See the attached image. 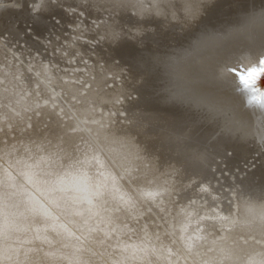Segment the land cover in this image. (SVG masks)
<instances>
[{
  "label": "bare ground",
  "instance_id": "6f19581e",
  "mask_svg": "<svg viewBox=\"0 0 264 264\" xmlns=\"http://www.w3.org/2000/svg\"><path fill=\"white\" fill-rule=\"evenodd\" d=\"M86 1L91 5H97L101 3L113 5L116 4L119 9L121 7V3H123L124 0ZM162 1L151 0V4L148 10H143L141 8L137 9L135 11V17L140 21H145L152 17L155 18L156 21L167 19L169 21V17H171L174 13H178L181 8L191 7V4L187 2L182 5L180 3H177L176 0H173L171 3L167 2L166 0ZM255 1L259 0H199V4L197 5L199 12L198 23H200V21H202L203 19L208 21L214 18L217 19L221 17L226 13H224L222 10H226V8H229L227 10L228 12L238 11L235 14L244 15L245 13L242 9L249 6L250 3H255ZM161 4L167 5L166 7H164ZM254 13L255 12H253L252 14ZM259 13L264 17V9L262 11H259ZM157 15L161 16L162 19H157ZM238 16L239 15L235 16L237 20H239L237 18ZM263 17H260L256 20H252L250 17H248L247 19L245 18L246 20H244L243 26L239 28V30H237V28H232L234 25H236L234 21H231L232 23H226L224 26L219 24L213 27L211 24V28L208 27L205 30L204 28H202L200 30L202 44L199 52L196 55L202 56L208 54L211 58L204 60L202 59L198 69L199 71H201V74L205 73L206 75L209 74V76H211L213 75L211 74L213 68H217L216 71L219 77L221 79H224V83L227 84V87L223 84H220L218 86L219 88L224 89L219 90L217 88L218 91L215 92H217L218 94L212 93L211 88H201L200 85H197L201 83V79L199 78L198 72H194V69L189 68V65L192 63L193 57L189 56V50L186 46H182L183 43L178 47L169 46L170 48L162 50L158 53H156V45H152V49H149L150 59L148 60V63H145V61H141L138 56L136 57V60H134V58L132 59L135 51L134 49H131L129 47H123V49L120 48L123 44L120 42L122 38L116 40L115 35V37H111L115 30V23H112V25L109 26L110 28L108 34H111L110 38L112 39H108L105 45V50H107L106 52L108 56L112 59H118V62L121 63L120 65L123 66H125L124 64L127 63L126 60L129 62L132 61V66H134V68H137V70H132L129 86H127V84H124L122 89L113 90L112 93H109V95L106 96L102 95V99L104 101L107 100L108 102H111L115 100L114 96H116L117 93L122 92V94L125 95L127 94L128 90L135 91L136 89H138L139 91V97L138 100L133 103H124L125 107L123 109L127 113V117H129L128 119L132 120L133 122L132 124L130 122L129 123L131 124L130 128L133 129L132 131L135 135V137L132 136L135 140V146L130 149L129 147H125L124 144L122 145V142H120L122 145L121 147L119 142H115V137L113 139L111 138L112 140L108 139L110 141L107 143V145H105L110 154L109 157L112 158V162L114 161L121 171V174H119V172L117 171L118 174L123 176H121V178H124L133 188V190L140 188H149L153 192V195L149 198L157 196L159 197V201L161 198L162 204L164 205L163 210H165L163 213H159V215H157V212H154L150 206H148L147 210L149 211V213H146L142 210L141 212H138L140 213L139 217L141 216V220H143L144 226H146V230L150 234H164L171 232L170 230H172V227L175 226L178 221L191 223L193 220H199V227L202 229V231L194 233L196 238L200 239L201 237H204L208 240H214L218 237H215L216 235L213 234L216 230L215 228H217V222L222 221V235L228 241V243L232 245L233 248L243 252L251 248L260 249L261 247H264V237H262L264 236V227H262V222L259 220V218L257 217L247 221H242L239 218H234L230 210H224L222 204H219L221 206L220 208L217 207L216 204L220 201L222 202V200H220L216 194L214 195V193L209 188L210 185H208L209 187H206V184H200L198 186L199 190H203L206 194V197H204V205L199 209L195 204L194 206L188 208L185 205L186 201H184L185 197L187 196L186 194H188L191 190H194L197 184L196 176H209V170L207 171L206 168L208 167L207 165L213 157L207 151V145H212L213 149L219 152L222 150V148L218 146L224 145L222 147H225L228 150L231 149L233 151V154L235 155L232 159H230V162H233V160L238 161L240 158H250L249 154L245 155L246 152L242 150V148H245L241 147L242 145H244L243 143L247 144L248 141L253 139L257 141L254 142V144L256 145L260 146L262 145L261 143H264V88H261L259 86V90L254 91V87L250 86L253 81L252 74H250V72L248 71V76H246L244 75V70L237 67L235 68L234 66L236 65V63H231L232 58L230 57V54L228 55V52H234V49L231 46H233L232 44L236 39L235 35L238 33H241V37L245 36L247 39H249L252 36V33H254L257 36L256 39L260 41L259 45L264 46V36L261 32L262 28H264ZM1 24L2 21L0 18V25ZM228 24H230V26H228ZM164 26L165 25H159V28L162 30L160 31V35L162 36V38L164 37L168 40L174 39V37L170 35H176V33H171L170 31L164 32ZM181 30L179 29L177 33L180 32L181 34ZM133 36L138 38L139 34L135 33ZM231 37H233L234 39L231 40ZM114 38L116 41H114ZM222 38H229L225 43L226 45L221 47L226 50V55L222 60L213 61V54H209L208 51H213L217 46H219L222 43ZM181 39H183V37ZM128 43H131V41ZM165 44L168 45V43ZM125 48L127 50H125ZM260 51H262V53L258 58H260V60L264 63V49H260ZM238 56L241 58V64L239 65H241L243 69H245L246 67H250L252 61L256 59L245 51H242ZM157 62L160 66H162V70L166 73V75L161 78L162 80L159 79V72L156 70H159V66H157L158 64H156ZM107 66L108 69L111 66L114 67L112 61L110 62L109 60ZM263 68L264 67H262L261 69ZM11 76L8 77V79L11 78ZM98 78V82L101 83V75L98 76ZM153 79H159L160 81H155V85H153ZM227 81L229 82L227 83ZM159 83L163 86L161 91L160 89H157L155 87ZM151 86L153 89H155L152 91V93H155L157 96L154 95V97H152L153 94L149 96L148 91L149 87L151 88ZM8 87H10V85ZM236 89H238L237 92ZM99 91L101 92V90ZM158 92H161V94H158ZM2 95L6 96L5 94ZM6 98L9 99V97ZM171 100L185 102L187 104L190 103L194 107L204 108L207 110V112L211 113L212 119L215 118V122H212L210 120L213 125L202 129L194 127L192 131V133L194 134L190 132V135L186 139H184V141L182 140V145L179 142L180 145L176 147V137L183 134L182 132L184 131L182 130H184L185 127H183L182 124L183 116L177 118L172 115L169 110H165V107H161ZM221 102L222 106L220 104ZM235 106H242L243 111L242 109H240V111L239 109L236 110L237 108ZM48 109H46L47 112ZM41 110L43 111V108ZM42 111H40L41 115ZM232 111H234V113ZM243 112L248 114L245 116ZM48 113L45 112V115ZM21 115L24 116L23 114ZM22 116L12 115V118L10 117V120L5 119L6 121H8L7 124H9L10 128L8 127L9 129H3L6 127V122L4 124L5 126H3V128H0L2 129V132L0 133L1 159L7 161L8 165L13 164L16 161H27L28 163H33L38 159H43L48 164L58 163L62 166L68 165L70 163L80 164L83 166L84 170H97L96 168H103V174L101 176L98 175L94 177L96 186L101 189H112V192L115 195L111 203L104 205V216L107 217V223H101L99 229L90 232L89 245L93 247L94 250L103 252L105 245L111 237L112 229L114 226L118 225L119 227L123 228L125 225H127L130 229L135 228L132 224V222L134 221H132L130 224H128L126 221L130 220L128 219L129 216L127 212H129V210H132V206L136 204V201L133 200V196L131 197V195H129V192L128 196L132 199H130L128 196H123L124 198L120 201L121 207L120 204H118L119 207H116V204L118 202L117 200H114L115 197H120L126 191L123 192L124 189L122 190L121 188L122 184L119 183V179L117 181V178H120L119 175L117 177L116 174V178L114 176V170L110 169L113 171V174L112 172L105 169V164H110L108 158H106L107 160H104L106 161V163L104 164L103 156L101 158H97V156L94 155V149H92V146L94 148L96 144L90 145L86 141L87 139H90V137L87 136L88 138H85L86 140L84 139L83 141H81L79 138L80 135H78V133L69 135L65 132L66 130L61 129L62 127H56L57 125H55V123H52L51 121L44 124H47L45 128H41L40 117L37 118L35 116L33 117H35L36 119L32 122L26 121V123H28V125L26 126V124H24L25 121L23 122L24 119L22 120ZM5 118L8 119V117ZM53 118L54 116L52 117V119ZM189 121L190 123L186 124L185 126H192L193 120ZM2 122H4V120ZM168 122H171L174 126H176L174 129L175 132L169 126L165 125ZM2 124L3 123H1V125ZM211 126H213V128H211ZM177 127H183L184 129H182L181 131H177ZM169 131H171V133H169ZM120 134L122 133L120 132ZM84 135L86 137L87 134ZM123 136L121 138H123ZM117 138L120 137L117 136ZM233 138L237 139L232 141L238 147V149L236 148V150H233L230 146L226 147L227 144H225L226 141H230ZM120 139L117 141H120ZM4 140L6 142L1 143ZM130 144H132V142ZM97 147L98 146H96V148ZM248 147L249 145H247L246 151H248ZM216 151H214L213 153H216ZM251 152L253 151H250V153ZM97 153H99V151ZM261 158L262 160H264V157ZM146 161L149 162V167L147 168L144 167V163ZM8 165H0V169L8 167ZM23 171L24 175L22 176V181L27 182L32 186L34 190L27 191L26 195L28 198H30L31 201L39 206L42 215L50 220V232L63 239H77L78 233L77 231H74V228L80 221V217L76 215V212L78 210L74 209L69 212L55 200H49L50 206H45V204L41 203L40 197L48 199V195L46 190L42 186V181L34 174L32 170L23 169ZM95 174L98 173L95 172ZM247 177L248 178L244 182L241 181L242 185H239L240 192L237 193L238 198H244L246 200L257 203L264 201V170H257L256 174L249 173L247 174ZM120 182L124 183L125 185L127 184L123 181ZM126 190L129 191L130 188ZM156 193H159V195H156ZM172 194L176 196L179 195V197H181L183 200H181V202H183V205H175L174 200L171 198ZM202 196H204V194L197 197L199 198ZM145 203L146 202H142V204L146 205ZM202 204L203 202L200 205ZM190 205H193V203ZM136 206H138V204ZM160 207L161 206H159V208ZM192 208L194 209L195 214H193ZM145 209L147 208L145 207ZM167 213L171 214L170 218L173 220V224L170 223L171 220H165V215ZM142 214L144 216H142ZM96 219L99 220L100 217H96ZM156 223H160V226L157 227ZM169 226H171L170 229H168ZM136 229L139 230V227H136ZM208 232L212 235H209ZM44 235L47 237L48 241H52V236L49 235L48 232H45ZM162 238L166 242L170 243L174 237L170 235H163ZM186 247L191 249L192 245L190 241L187 242Z\"/></svg>",
  "mask_w": 264,
  "mask_h": 264
},
{
  "label": "rangeland",
  "instance_id": "374dc122",
  "mask_svg": "<svg viewBox=\"0 0 264 264\" xmlns=\"http://www.w3.org/2000/svg\"><path fill=\"white\" fill-rule=\"evenodd\" d=\"M166 1L171 3L173 0ZM37 4L39 6V11L34 12L33 8L36 7ZM150 4L151 0H124L123 3H121V7L118 9L116 4L101 3L91 5L87 3L86 0H56L55 4L52 3V0H0V18L2 21V24L0 25V128H3L6 122L7 128L5 127L3 129H9L10 127L9 124H7L8 121L6 120H10L12 115L22 116L21 114H23L24 116H22V120L24 119L23 122L25 121L24 124H26V126L28 125L26 121L32 122L36 119L35 117H40L41 128H45L47 124H44L51 121L57 125L56 127H62L61 129L66 130L65 132L69 135L78 133L81 141L90 137V139L85 140L90 145L96 144L94 148L92 146V149H94V155H96L97 158H101L103 156L104 164L106 163L104 160L108 158L110 164L108 163L109 167L105 164V169L112 173V170H114V176L116 177L117 174L118 177V175L121 174V171L115 162H112V158L109 157L110 154L106 145L115 137V142H119L120 145V142H122V145L124 144L125 147H129L130 149L135 146V140L132 137H135V135L133 134V129L130 128L133 122L128 119L129 117H127V113L123 109L125 104H130L138 100L139 91L134 87L136 89L135 91L128 90L125 95H123L122 92L117 93L116 96H114V101L108 102L107 100L104 101L102 99V95L106 96L109 95V93H112L113 90L122 89L124 84L129 86L132 72L128 63L124 64L125 66L120 65L121 63L118 62V59H112L108 56L106 52L107 50H105L106 42L108 39H112L116 36V40L122 38L127 42L131 41V44L136 45V41L139 37L142 39L144 36L150 35L151 39H148L149 42H147V44L156 45L158 48L156 49V53L170 48L169 46H181L183 42L180 32L177 33L181 27L179 25L174 26L168 21V19L156 21V19L152 17L148 20L140 21L135 17V15L130 14V10L136 11L139 8L148 10ZM161 5L166 7L167 4ZM257 13H259V11L252 14L250 18L252 20H256L263 17L260 13ZM112 23H115V30L111 36L108 32L110 28L109 26H111ZM167 23L169 24L168 31L176 33V35H170L174 37V39H169L171 41L165 39L164 37L162 38L160 35V31L162 30L159 28V25L167 26ZM165 31L167 30L165 29ZM133 33H138L139 37H134ZM110 36L112 38H110ZM116 40L114 38V41ZM138 43H140V41H138ZM165 43H168V45ZM108 60L110 62L112 61L114 67L111 66L108 69ZM100 75L102 78L101 83L98 82V76ZM10 76L11 78L8 79ZM4 80L9 82L6 83ZM262 81L264 85V78ZM9 85L10 87H8ZM99 90H101V92ZM153 90L155 89H153L152 86L151 88L149 87V96L153 94ZM2 94H5L6 96ZM154 95L156 94L154 93L152 97H154ZM6 97H9V99ZM11 97H13L14 100ZM185 106L188 107L186 111H184L185 108H180L179 106L167 107L170 109V113H172L175 117L178 118L183 116L182 124L185 129L183 127H177V131L184 129L182 130L184 132H182L183 134L181 133L182 135H178V137H176V147L182 143V140L184 141V139L190 135V132L192 133L196 124L202 129L213 125L211 121L215 122V118L212 119L211 113L207 112L206 109L194 107L190 103H185ZM42 108L43 111L41 110ZM45 108H49L48 112H50L48 113ZM39 110L42 111V115ZM187 110L190 111L187 112ZM45 112L48 114L45 115ZM7 114L10 115L8 116ZM204 114H206L204 117L209 121L201 118V115ZM27 115L29 119L27 118ZM53 116L55 118H53L54 121L52 119ZM5 117H8V119ZM188 119L193 120L192 126H185L190 123ZM3 120L4 122H2ZM1 123L3 124L1 125ZM165 125L169 126L175 132L174 129L176 126H174L173 123L168 122ZM211 128H213V126H211ZM1 130L2 129H0V133L2 132ZM120 132L122 134H120ZM169 133H171V131H169ZM84 134H87L86 137ZM117 136L120 138L123 136V138L120 139L117 138ZM119 139L120 141H117ZM4 142L6 141L4 140L1 143ZM131 142L132 144H130ZM251 142H253V140L248 141L246 144V147L249 145L250 148L248 147V149L253 151L251 153L250 151L248 152L250 158H240L238 161L233 160V162H230V159H232L235 155L231 149L228 150L227 148L222 147L224 146L222 145L218 146L222 148L219 152L214 150L212 145H207V151L213 157L206 168L207 171H210H208L209 176H205L204 174L202 177L196 176L197 184L194 190H191L188 194H186L187 198L185 197L184 199V201H186L185 205L188 208L194 206V204L197 205L198 209L202 207L205 202L204 197H206V194L203 190H199L198 186L200 184H206L205 186L209 187L208 185H210L209 188L214 195L216 194L217 197L222 200V202L220 201L216 204V206L220 208V205L222 204L224 210H230L233 216V198H238L237 193L240 192L239 185L241 184V181L246 178L249 173L256 174L258 169L261 170L264 163V160L261 158L264 157V143H261L262 145L260 146H255L254 142ZM96 146L98 147L96 148ZM213 150L216 151V153H213ZM98 151L99 153H97ZM0 165L7 166L8 162L0 157ZM144 167H149V162L146 161L144 163ZM96 169L97 170H83L85 172L87 171L86 173L89 177L94 178L103 174V168ZM95 172L98 174H95ZM121 176L122 175H119L120 178ZM120 178H117V181L119 179V183L122 184L121 188L122 190L124 189L123 192H126L118 198L115 197L114 200H117L118 202L116 207H119L118 204H120L121 207L120 201L124 197L128 196L129 192V195H131V192L133 191V188L128 184V182L124 178ZM22 179L23 178L21 177V180ZM120 181L126 182L128 185H125ZM127 187L130 188L129 191L126 190L129 189ZM106 190L113 193L112 189ZM202 194H204V196L199 198L197 197ZM173 195L174 194L171 195V198L174 200L175 205L180 206V204L183 203L181 202L182 198L179 197V195ZM131 197L129 198L132 199L133 197ZM148 198H140V200L133 198V200L136 201V204L132 206V210L128 209L129 212L127 213L130 222L128 220L126 222L130 224L134 221L132 224L135 229L136 227H139V230L140 228L146 229V226L143 224V220H141V216L139 217L140 213L138 212H141V210L149 213L147 210L148 206H150L154 212H157V215L165 211L163 210L164 205L162 204L161 198L160 201L157 196L149 198L151 200ZM141 200L142 202H146V205L142 204ZM202 202L203 204L200 205ZM192 203L193 205H190ZM137 204L138 206H136ZM159 206L161 207L159 208ZM145 207L147 209H145ZM192 212L195 214L194 209ZM167 214L165 215V220H171L170 223L173 224V220L170 218L171 214ZM142 216L144 215L142 214ZM217 223V228H215L216 230L213 233L216 235L215 237H219L223 233V228L221 226L222 221H218ZM156 225L159 227L160 223H156ZM170 228L171 226L168 227V229ZM208 234L212 235L209 232Z\"/></svg>",
  "mask_w": 264,
  "mask_h": 264
},
{
  "label": "clouds",
  "instance_id": "9594fccd",
  "mask_svg": "<svg viewBox=\"0 0 264 264\" xmlns=\"http://www.w3.org/2000/svg\"><path fill=\"white\" fill-rule=\"evenodd\" d=\"M190 3L169 17V22L179 25L183 31V45L193 57L190 69L199 67L207 55L197 56L201 48V32L198 27L199 0H176ZM55 4L56 0H52ZM39 11V6L33 8ZM131 15H136L130 10ZM157 19H162L157 15ZM226 50L219 48L212 55L213 61L222 60ZM163 78L166 73L161 71ZM23 169H30L42 181L48 199L40 197L41 203L49 205L55 200L69 212L77 209L80 221L75 227L78 238L66 240L52 234L50 220L42 215L39 206L27 197L32 186L22 181ZM113 193L96 186L94 178L80 164H48L43 159L33 163L16 161L0 169V264H264V247L251 248L243 252L235 249L223 235L214 240L194 233L201 232L200 221L177 222L171 232L150 234L146 229L137 230L114 226L104 251L94 250L89 245L90 232L107 223L104 205L112 202ZM133 198H148L153 195L149 188L134 189ZM159 195V193H156ZM233 217L242 221L259 218L264 227V201L253 202L244 198H233ZM96 217H100L99 220ZM63 218V217H61ZM48 232L52 241L44 235ZM163 235L174 238L166 242ZM191 242V249L186 247Z\"/></svg>",
  "mask_w": 264,
  "mask_h": 264
},
{
  "label": "water",
  "instance_id": "95a60500",
  "mask_svg": "<svg viewBox=\"0 0 264 264\" xmlns=\"http://www.w3.org/2000/svg\"><path fill=\"white\" fill-rule=\"evenodd\" d=\"M229 8H226V10H222L225 14L224 15H222L221 17H219V18H217V19H212V20H208V21H206V20H202V21H200V23H198V27H200V30L202 29V28H204V30L205 29H207L208 27H210L211 28V24H212V26L214 27L215 25H222V26H224L226 23H232L233 21L235 22V24L236 25H234L232 28H237V30H239V28H241L242 26H243V22H244V20H246L248 17H250L251 15H252V13L253 12H258V11H262L263 9H264V0H259V1H255V3H250V5L249 6H247V7H245V8H243L242 10H243V12L245 13L244 15H240V14H235V13H237L238 11H235V12H228L227 10H228ZM241 10V11H242ZM240 11V12H241ZM247 14V15H246ZM248 14H250V15H248ZM237 15H239L237 18L239 19V20H237L236 18H235V16H237ZM246 18V19H245ZM232 21V22H231ZM239 21V22H238ZM167 26H165V29L168 31V29H169V27H168V24H166ZM204 26V27H203ZM228 26H230V24H228ZM212 27V28H213ZM165 29H164V31H165ZM263 29L264 28H262V35L264 36V31H263ZM180 30H181V28H180ZM181 31H183V30H181ZM171 32V31H170ZM151 36L150 35H146V36H144L142 39L139 37V39H137V45H132L131 43H128L126 40H124V39H122L120 42L121 43H123L122 44V47H120L121 49H123V47H129V48H131V49H134L135 51H134V54H133V56H132V59L134 58V60H136V57L138 56L139 58H140V60L141 61H145V63L147 62L148 63V60L150 59L149 58V49L151 50L152 49V44H149V45H151V46H148V44H147V42H149V40L151 39L150 38ZM235 37H236V39L234 40V42H233V46H231L234 50V52H228V55L230 54V57L232 58V61H231V63H236V65L234 66L235 68L237 67V68H240V69H242V70H244V75H246V76H248L247 74H248V71L250 72V74H252V76H253V81H252V83L250 84V86L251 87H254L253 89H254V91H258L259 90V86L261 87V88H263L264 87V85H263V81H262V79L264 78V68L263 69H261L262 67H264V63L260 60V58H258L259 57V55L262 53V51H260V49H264V46H262V45H259L260 43V41H258L256 38H257V36H256V34H254V33H252V36L249 38V39H247L245 36H243V37H241V33H238V34H236L235 35ZM149 39V40H148ZM229 39V38H228ZM228 39H224V38H222L221 39V41H222V43L219 45V46H217L213 51H208V53L209 54H214L215 53V51L217 50V49H219V48H221V47H223V46H225L226 44V42L228 41ZM232 39H234L233 37H231V40ZM138 41H140V43H138ZM230 41V40H229ZM162 43V42H161ZM183 43V42H182ZM235 44H238V45H235ZM257 44V45H256ZM165 47H168V46H165ZM154 48V47H153ZM156 49H158L157 48V46H156ZM125 50H127L126 48H125ZM242 51H245L246 53H248L249 55H252L253 57H255L256 59H254L253 61H252V64L250 65V67H246L245 69H243L242 67H241V65H239V64H241V58L238 56V55H240V53L242 52ZM207 55V57L210 59L211 57L208 55V54H206ZM131 60V59H130ZM204 60V59H203ZM126 62L129 64V66H130V68H132L131 70H137V68H134V66H132L133 64H131V62H129V61H127L126 60ZM156 64H158L157 66H159V70L158 69H156L159 73L161 72V71H163L162 70V66H160L159 65V63L157 62ZM252 67V68H251ZM216 69L217 68H213V71L211 72V74H213V75H211V76H209V74L208 75H206L205 73H202L201 74V71H199V69L198 68H196V69H194V72H198V75H199V78L201 79L200 81H201V83L200 84H197V85H200V87L201 88H211V91H212V93H215V94H218L217 92H215V91H218V89L219 90H224V89H222V88H219L218 86L220 85V84H223L224 86H226L227 87V84L226 83H224V79H221L220 77H219V75H218V73H217V71H216ZM254 72V73H253ZM162 77L160 76V74H159V79L160 80H162L161 79ZM225 78V77H224ZM158 79V80H159ZM226 79V78H225ZM158 80H156V79H154L153 80V85H155V81H158ZM159 80V81H160ZM226 81V80H225ZM229 81H227V83H228ZM157 89H160V91H161V89L163 88V86L162 85H160V83L157 85V86H155ZM160 87V88H159ZM218 88V89H217ZM237 90L238 89H236V92H237ZM158 94H161V92H158ZM218 97V96H217ZM221 104V106H222V102L220 103ZM177 106H179L180 108L182 107V108H185L184 109V111H186V109L188 108L187 106H185V102H178V101H176V100H171V101H169L168 103H166L165 105H162L161 107H165V110H169L170 111V109L169 108H167V107H177ZM237 109L236 110H238L239 109V111H240V109H242V111H243V107L242 106H240V107H238V106H235ZM188 111H190V110H187V112ZM241 111V112H242ZM233 113H234V111H232ZM244 113V115L246 116L248 113H245V112H243ZM173 115V114H172ZM206 114H204V115H201L202 117V119H204V120H208V119H206L204 116H205ZM209 121V120H208ZM198 123V122H197ZM200 124V123H199ZM193 125V124H192ZM195 127L197 128H201L200 126H198L197 124L195 125ZM236 129V128H235ZM245 133V132H244ZM230 140V139H229ZM233 140H237L236 138L234 139H231L230 141H226L225 142V144H227L226 146H230V147H232V149L233 150H236V148L238 149V147L232 142ZM254 140V139H253ZM253 142H257V141H253ZM244 145H242L241 147H245L244 149L242 148V150H244L245 152H246V154L245 155H247L248 154V152H249V149H248V151H246V144L245 143H243ZM255 146H257L256 144H255ZM241 150V151H242ZM262 165V164H261ZM261 169L262 170H264V163H263V165H262V167H261ZM258 170H260V169H258ZM248 177L246 176V178H244L243 180H242V182H244L246 179H247Z\"/></svg>",
  "mask_w": 264,
  "mask_h": 264
}]
</instances>
